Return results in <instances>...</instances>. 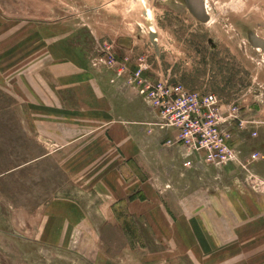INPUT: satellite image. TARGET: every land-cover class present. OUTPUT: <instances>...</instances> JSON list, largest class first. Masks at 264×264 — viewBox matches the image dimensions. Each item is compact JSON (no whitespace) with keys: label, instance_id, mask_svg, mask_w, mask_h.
<instances>
[{"label":"rangeland","instance_id":"374dc122","mask_svg":"<svg viewBox=\"0 0 264 264\" xmlns=\"http://www.w3.org/2000/svg\"><path fill=\"white\" fill-rule=\"evenodd\" d=\"M116 63L215 94L227 120L246 123L231 124L240 159L259 161L229 169L221 198L185 208L150 163L123 160L146 198L110 212L113 200L83 181L90 154L54 150L71 140L60 114L75 110L66 86L83 82L72 71L132 94ZM0 264H264V0H0Z\"/></svg>","mask_w":264,"mask_h":264},{"label":"crops","instance_id":"0c3cea01","mask_svg":"<svg viewBox=\"0 0 264 264\" xmlns=\"http://www.w3.org/2000/svg\"><path fill=\"white\" fill-rule=\"evenodd\" d=\"M76 73L83 76V82L66 86L67 91L73 93L71 103L74 98L75 110H66L62 113L69 112L68 114H60L61 118L67 120V125H70L67 130L71 132L69 134L71 140L64 145L61 140L60 146H56L54 152L70 147V150H82L87 152L86 155L90 154L87 156L89 161H86L84 172L87 178L83 181L96 182L99 188H102L101 193L113 200L110 202L112 206L109 208L110 212L120 211L118 207L127 197L130 199L133 195L139 194L141 198H146V195L142 196L144 191L142 185L145 182L141 180L129 182L123 177L121 173L123 160H128L131 164L133 161L150 163L149 166L154 167L152 176L162 174L165 179L162 186L167 189L166 197L169 195L178 200L180 207L189 208L185 200L195 196L204 198L209 196L211 199L222 197L223 191L219 189V185L222 186L227 180L230 176L229 169L234 165L223 168L222 171H228L227 175L213 167L196 165L195 162L194 168H184L182 164L187 159L183 149L179 146L164 145L175 133L169 129L158 130L146 125L154 121V113L136 92L129 90L132 93L129 95L126 91L115 92L106 78L107 75L97 78L87 70L72 71V74ZM118 85L125 84L119 81ZM116 89L122 90L120 87ZM61 109H67L65 101ZM74 114L82 115L85 123L90 124L89 128L77 121ZM55 135L62 136L61 132ZM260 149L262 148H258ZM98 151L102 152L101 155L95 153ZM100 159L104 163L99 170L94 169L95 161ZM91 170L94 174H88ZM155 187L157 189L158 185ZM172 213L181 215L179 212Z\"/></svg>","mask_w":264,"mask_h":264},{"label":"built area","instance_id":"2783aa9c","mask_svg":"<svg viewBox=\"0 0 264 264\" xmlns=\"http://www.w3.org/2000/svg\"><path fill=\"white\" fill-rule=\"evenodd\" d=\"M110 49L104 44L102 53L109 56L108 64H114ZM116 66L118 80L136 92L154 113V121L146 125L175 133L164 145L183 149L187 159L182 164L184 168H194L195 162L196 165L216 169L239 165L248 171L261 158L260 151H253L245 159H240L231 133V124L238 118L229 115L233 120H227L223 116L220 100L215 94L188 91L168 79L153 80L143 75L141 65L127 75L123 64L116 63ZM244 124L245 121H239L243 130ZM251 136L256 137V134L253 132Z\"/></svg>","mask_w":264,"mask_h":264},{"label":"water","instance_id":"95a60500","mask_svg":"<svg viewBox=\"0 0 264 264\" xmlns=\"http://www.w3.org/2000/svg\"><path fill=\"white\" fill-rule=\"evenodd\" d=\"M188 3H189V2H188ZM193 6H194V8H195V12H196V14L201 15V19H200V17H199V19H200L202 22H205L206 19H207V16L203 14L204 12H202L203 10L201 9L200 4H199V5L196 4V6H195V5H193ZM190 9H191V8H190ZM191 12H193L192 9H191ZM193 14H194V13H193ZM194 15H195V14H194Z\"/></svg>","mask_w":264,"mask_h":264},{"label":"flooded vegetation","instance_id":"af4514ba","mask_svg":"<svg viewBox=\"0 0 264 264\" xmlns=\"http://www.w3.org/2000/svg\"><path fill=\"white\" fill-rule=\"evenodd\" d=\"M196 4H197V5H199V4H200V2H199V1H196Z\"/></svg>","mask_w":264,"mask_h":264},{"label":"bare ground","instance_id":"6f19581e","mask_svg":"<svg viewBox=\"0 0 264 264\" xmlns=\"http://www.w3.org/2000/svg\"><path fill=\"white\" fill-rule=\"evenodd\" d=\"M205 5V4H204ZM205 9H207L206 5H205Z\"/></svg>","mask_w":264,"mask_h":264}]
</instances>
